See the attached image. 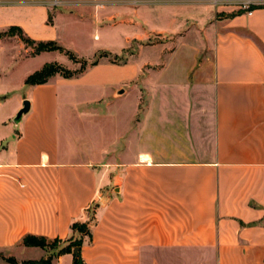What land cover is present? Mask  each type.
<instances>
[{
    "label": "crops",
    "instance_id": "1",
    "mask_svg": "<svg viewBox=\"0 0 264 264\" xmlns=\"http://www.w3.org/2000/svg\"><path fill=\"white\" fill-rule=\"evenodd\" d=\"M51 1L0 0V32L58 43L80 13L95 39L133 35L78 77L0 92V264H74L23 239L69 246L75 223L86 264H264V0Z\"/></svg>",
    "mask_w": 264,
    "mask_h": 264
},
{
    "label": "rangeland",
    "instance_id": "2",
    "mask_svg": "<svg viewBox=\"0 0 264 264\" xmlns=\"http://www.w3.org/2000/svg\"><path fill=\"white\" fill-rule=\"evenodd\" d=\"M51 8L53 9H59L63 10L65 12H70L71 9L68 8H62L59 6L54 5V0L51 1ZM88 13V12H87ZM53 15V14H52ZM86 15V14H84ZM80 13L77 14L75 17L71 15V17L64 18L63 20L60 21L59 23V29H60V41H58V45L67 49L68 51L74 53L75 56H77L79 59H85V60H94L96 54H97V49L99 46H114V45H109L110 40H114L115 36H122V39L125 40L126 35H133V31H127L125 27L121 29V26L119 25L117 28L114 26L108 27V31H111L112 33L109 34V37L107 40H100V39H95L96 32L94 31V27L92 25V22L89 20H83L80 19ZM119 19H111L109 20L108 24H114L115 22H118ZM1 33V32H0ZM104 32L102 31V35ZM2 40L6 42H10L11 46H4L0 48V65L2 66L1 76H0V92H3L7 88L11 87H18L22 82L24 75H31L36 71L41 70L46 64H50L53 62H59V63H65L68 66H72L71 70H78L80 69L81 65L80 64H75L72 61H69L68 56L65 54H61L60 52H54V53H40L38 54V57H32L34 55V49L31 48L33 51L24 53L22 56H26L29 59L22 60L20 58V54L22 51H20V48L16 46V44L21 43L19 40V37L14 36V37H2ZM25 45V44H24ZM137 48V45H135V49ZM134 53V48L128 50L126 53L122 55V61L126 59V57L131 53ZM99 56V55H98ZM145 56L141 60H143ZM114 60V58L112 59ZM121 60H119L120 62ZM12 64V67L10 70L11 75L10 76H5L4 73L5 71H8V67ZM10 104L7 106L10 107ZM7 106H5V111H7ZM13 123V121H12ZM91 216V215H90ZM87 218H90L89 216ZM76 239H73V242L79 241V240H84L85 236L83 234H80L79 232H76ZM71 242V243H73ZM70 243V244H71ZM69 244V245H70ZM64 243L60 242L57 245V248L54 249L55 251L59 252L61 249H63ZM25 263V262H24ZM23 263V264H24Z\"/></svg>",
    "mask_w": 264,
    "mask_h": 264
},
{
    "label": "trees",
    "instance_id": "3",
    "mask_svg": "<svg viewBox=\"0 0 264 264\" xmlns=\"http://www.w3.org/2000/svg\"><path fill=\"white\" fill-rule=\"evenodd\" d=\"M49 24H52V16H50ZM5 36L19 37V39L27 47H32L34 49V55H38L42 52L57 51V52H60L61 54H65L66 56H68L69 60L72 61L73 63L81 65L80 69L72 71L56 62L46 64L41 70L36 71L27 77L25 84L30 85V86L46 84L49 82V80L52 77L56 75H60L66 79L78 77L84 74L90 67L98 65L103 58L109 57L108 54L102 53L92 61H88L85 59H79L77 56L74 55V53L59 46L58 43L55 41L33 40L32 38L27 36L26 33L23 31V29L20 27H11L8 30L0 33V39ZM72 229L74 231H77L79 233H82L84 235L91 237V232L89 229V225L87 223H75ZM58 243H60L58 239L49 240L46 237H39V236H33V235H28L23 239V244L26 247H40L43 249H56ZM82 243H83L82 240L75 241L71 243L69 246L61 249L58 255L74 254V250L76 248H80L82 246ZM9 261L12 264H16V261L14 259H9ZM24 264H52V257H48L39 262L29 261V262H25ZM74 264H86L83 261L80 253L78 256L74 254Z\"/></svg>",
    "mask_w": 264,
    "mask_h": 264
},
{
    "label": "built area",
    "instance_id": "4",
    "mask_svg": "<svg viewBox=\"0 0 264 264\" xmlns=\"http://www.w3.org/2000/svg\"><path fill=\"white\" fill-rule=\"evenodd\" d=\"M213 3L215 6H218V7L226 4L222 0H213ZM233 3L236 4L235 5L236 7H238L241 11H244V12H251L253 10V7L262 5L261 3H259L258 0H240V1H233ZM57 4L58 2L54 1V5H57Z\"/></svg>",
    "mask_w": 264,
    "mask_h": 264
},
{
    "label": "water",
    "instance_id": "5",
    "mask_svg": "<svg viewBox=\"0 0 264 264\" xmlns=\"http://www.w3.org/2000/svg\"><path fill=\"white\" fill-rule=\"evenodd\" d=\"M29 110H30V102H29L28 100H26V101H24V103H23V108L20 109V111L17 113L16 117L14 118L13 123H14L16 126H18L19 123H20V121H21V119H22V117H23L24 115H26V114L29 112ZM79 250H80L79 248H76V249H75L74 254H75L76 256L79 255Z\"/></svg>",
    "mask_w": 264,
    "mask_h": 264
}]
</instances>
